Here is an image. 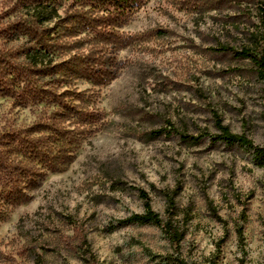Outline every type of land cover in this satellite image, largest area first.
<instances>
[{"label":"rangeland","instance_id":"rangeland-1","mask_svg":"<svg viewBox=\"0 0 264 264\" xmlns=\"http://www.w3.org/2000/svg\"><path fill=\"white\" fill-rule=\"evenodd\" d=\"M261 1L147 0L131 12L119 31L138 40L117 51V78L69 88L99 115L72 162L41 170L26 200H2L0 264H91L75 251L83 238L96 264H264L261 155L183 136L218 133L220 118L264 146V80L251 60L223 50L255 46ZM17 3L0 0V28L20 18ZM16 37L0 48L25 40ZM43 110L0 93V133L31 126ZM142 190L164 219L165 193H176L178 250L160 227L132 219L145 211Z\"/></svg>","mask_w":264,"mask_h":264},{"label":"trees","instance_id":"trees-1","mask_svg":"<svg viewBox=\"0 0 264 264\" xmlns=\"http://www.w3.org/2000/svg\"><path fill=\"white\" fill-rule=\"evenodd\" d=\"M70 1L18 0L20 18L0 28L3 44L15 36L16 40L25 38L17 47L0 48V93L16 98L23 105L43 106V111H49L31 126L0 133V186H13L8 191L0 188L1 208L2 200L6 203L26 200L24 190L37 186L44 175L41 170L60 171V166L72 162L70 156L79 147L80 138L86 130H91L99 115L85 107L88 98L85 92L69 88L79 79L101 86L117 78L121 68L117 67V51L138 40L136 35L119 29L127 24L131 12L147 0ZM259 10L263 31L255 46L240 51L230 47L223 50L251 60L257 66L259 78L264 80V0ZM216 126L219 132L215 134L183 136L187 140L209 137L247 147L261 155L264 164V146L232 132L220 118ZM165 194L167 219L153 209L151 198L144 190L141 197L145 211L132 219L160 227L178 250L185 232L173 221L176 193ZM75 251L96 264L86 238L81 239Z\"/></svg>","mask_w":264,"mask_h":264}]
</instances>
